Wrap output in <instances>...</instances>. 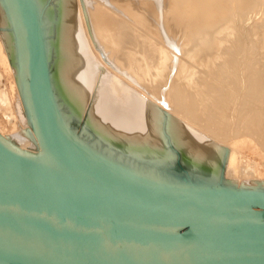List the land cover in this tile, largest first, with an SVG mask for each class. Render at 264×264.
I'll use <instances>...</instances> for the list:
<instances>
[{
  "label": "bare ground",
  "instance_id": "obj_1",
  "mask_svg": "<svg viewBox=\"0 0 264 264\" xmlns=\"http://www.w3.org/2000/svg\"><path fill=\"white\" fill-rule=\"evenodd\" d=\"M56 3L55 17V9L46 8V0H31L52 99L61 123L74 141V131L70 132L68 126L84 115L85 124L97 138L122 153L168 159L159 104L172 114L166 118V129L179 155L206 176L219 172L225 145L230 149L225 156V170L227 175L233 174L234 180L238 152L249 150L264 157V0ZM253 12H257L256 16L262 13L257 18L259 22L255 21L260 25L256 33V23H249ZM139 26L164 37L166 47L184 49L181 53L192 60V67L201 58L202 70L198 71L199 67L197 73H192L195 65L190 74H184L185 62L181 61L185 60L163 43L152 48L145 46L150 43L145 38V45L137 42L145 31ZM138 27L141 36L135 38L130 30ZM154 35L151 40L157 37ZM130 37L135 38L129 40L131 44L135 42L133 48L128 46ZM126 39L127 47L123 44ZM198 52L202 53L199 58ZM162 82L169 87L158 88ZM0 123L8 127L4 130L0 126V135L22 151L36 146L33 134L42 149L40 154H48L27 102L16 37L4 0H0ZM246 166L255 175H238L241 184L264 185V171L251 162ZM260 178L262 181L257 180ZM248 194L250 198L264 199L255 192Z\"/></svg>",
  "mask_w": 264,
  "mask_h": 264
},
{
  "label": "water",
  "instance_id": "obj_2",
  "mask_svg": "<svg viewBox=\"0 0 264 264\" xmlns=\"http://www.w3.org/2000/svg\"><path fill=\"white\" fill-rule=\"evenodd\" d=\"M48 154L0 135V264H264V201L153 185L99 160L61 123L31 0H4Z\"/></svg>",
  "mask_w": 264,
  "mask_h": 264
},
{
  "label": "rangeland",
  "instance_id": "obj_3",
  "mask_svg": "<svg viewBox=\"0 0 264 264\" xmlns=\"http://www.w3.org/2000/svg\"><path fill=\"white\" fill-rule=\"evenodd\" d=\"M46 2H47V4L45 5L46 8L50 7L52 9H55V13H56L55 17H56L57 11H58V9L56 8L57 7L56 0H46ZM256 13L253 12L252 17H251L252 20H254V19L255 20L254 21H252L251 19L249 20V23L251 22V25H254V23H256V25H254L255 29H253L255 33L257 31V28L260 27V25L257 24L260 19L258 20L257 18L258 17L260 18V15L262 14L261 13L259 15V12H258V15L256 16L255 15ZM40 15L41 14L39 13V16ZM253 15H255V16H253ZM261 17H264V13L262 14ZM40 18H41V16H40ZM255 21H258V22H255ZM139 27L142 29V31L147 30L145 28H142L141 26H139ZM139 27L137 29H138V32H140V33L136 32L137 29L134 31L130 30L131 32H133L132 34H134L132 36H136L135 38H138L141 36L139 34H141L142 31ZM145 31H144V34L142 32V36L140 37V38H142V40L138 39V40H136L137 42L143 41V44L145 45L146 42L144 40H146L150 43H148L145 46H148V45L150 47L153 46L152 48H155V47L158 48L162 43L164 44V47H166L168 45V44L166 45L164 37L161 38L157 33H154V34H156L157 37H159L158 38L159 40L157 39V37H155L156 38L155 39L154 38L155 35L152 34L154 31H152L151 34L154 35L153 38L157 42H159V43H156V41H154V39H152V40L150 39V38H152V35L150 34L149 31L148 32L146 31V35L148 33V35L150 34L151 37L150 36L148 37V35L146 37ZM137 35H139V36H137ZM131 38H133V37H130L128 39V41L129 40L135 41V38L134 39H131ZM143 38H145V39L143 40ZM126 41H127V39H126ZM126 41L123 43L124 45L128 44V41L127 42ZM134 41H132L133 45L135 43ZM132 44L129 41L128 46L132 47L131 46ZM140 44L143 45L142 43H140ZM163 44L161 46H163ZM134 48H135V46H134ZM166 48L168 50L171 49L168 47H166ZM102 49H103V47H102ZM183 50L184 49L178 50V51H180V52H178L176 50L171 49L172 53L175 52V55L177 54L176 56H178V57L182 56V57H180V58H182L181 60H183V59L185 60V61H181V62L186 63V64L183 63L184 67L187 66L185 68L182 67V69H185L184 74H188V72L190 74V72L194 69L195 65H197L198 67L195 66L194 72H192V73H194V74L197 73V69L199 67L201 69L199 68L198 71H201L203 62L200 63V61H202L201 58L199 59V61H197L198 60L197 57L199 56V53L200 54H202V53L198 52V54L196 55L197 57H195V59H197L196 61L199 62V65L197 62H195L193 60L194 66L192 67V64H193L192 60H190L188 58L191 61L190 62L188 59H186L187 56L182 54V53H184ZM181 51H182V53H181ZM147 53H148V51H147ZM149 53H151V52H149ZM199 57H201V56H199ZM188 62H190L191 66ZM176 67H177V64L175 65V70H176ZM188 68H190L191 70L189 69V71H188ZM177 69H178V67H177ZM146 77H147V75H146ZM145 79H147V81H149V78H145ZM167 82H169V81H167ZM167 82H162L163 84L162 83L159 84V85H161L160 87H159V85H157L158 88H162V89L168 88L169 85ZM243 90H244V88H243ZM148 100H150L151 102L153 101V103L155 102L154 104L157 103L155 100H152V99H148ZM157 105L163 111L162 112V119H161L162 120L161 130H162V135H163V139L165 142V146L167 148L166 151L168 152V155H169L168 159L158 160V159H151L148 157H139L136 155L128 154L125 151H123V153H122L119 148L114 147V146H109L106 143V141H102V140L100 141V139L97 138L95 133H93V131L90 130L87 127V125L85 124L84 119H83L84 115H83V118H81V119L75 118L72 121H70L68 129L70 130V132L74 131V139L76 141H78L79 144L82 146V148L87 150L91 155L95 156L99 160L105 161L106 163L116 167L120 171H124V172H126V173L132 175L133 177L138 178L142 181L144 180V181H147L153 185H156L159 187H165V188H169V189H173V190H177V191H192V192L203 191L206 193H218V194L227 193V194L236 195L238 197L244 196L243 198L253 202L254 204H258V203H261L264 201V199H262V198H259V197L258 198L257 197L250 198L249 194H248V196L246 195L247 193L255 192L261 196L262 195L264 196V185L257 184V185H251L250 187H245L242 185L243 183L241 184L242 181L238 180V175L243 176L241 178H245L244 176H250V173H252V176L255 175L253 170L246 166L247 162H251V163L256 164V166L259 167V170L261 172H263L264 171V165H263L264 157L259 156V155L256 156L255 154H253L249 150H241L240 152H238L237 153L238 168L236 170V174H234V177H235V180H234L233 174L231 173V175H230V176H232V178H231L229 175H227V172L225 170V166H226L225 164L227 162V160H226L227 158L225 156L227 154H229V152H230L229 146L225 145V147H224L225 155L223 158L224 162L222 164V167L219 168V172H217L215 174L216 176L212 175L213 177L206 176V174H205L206 172H204L202 170H197V169L189 166L184 161V159L181 158V156L179 155L178 148L175 146L172 139L169 138V133L167 132V129H166V123H167L166 118H168L170 116L171 112L168 111V109H166L165 107L160 106L159 104H157ZM163 108H165V109H163ZM0 126L3 127L4 130L8 129V127H5V125L3 123L2 124L0 123ZM32 138H34L32 140H34L33 142L36 143V146H35L36 148L33 146V149L30 148L28 150H29V152L40 154L42 152V149H39L38 143L36 142L37 139L35 138V136H33V134H32ZM215 142H217V141L215 140ZM217 144H218V142H217ZM257 178H259V177H257ZM262 178H264V174H263ZM262 178L257 179V180L262 181ZM257 180H255V181H257Z\"/></svg>",
  "mask_w": 264,
  "mask_h": 264
}]
</instances>
